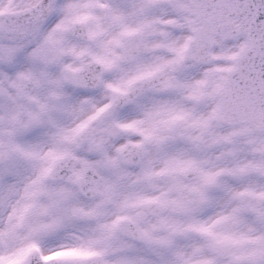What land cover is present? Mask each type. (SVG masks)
<instances>
[{
	"label": "snow or ice",
	"instance_id": "1",
	"mask_svg": "<svg viewBox=\"0 0 264 264\" xmlns=\"http://www.w3.org/2000/svg\"><path fill=\"white\" fill-rule=\"evenodd\" d=\"M0 264H264V0H0Z\"/></svg>",
	"mask_w": 264,
	"mask_h": 264
}]
</instances>
